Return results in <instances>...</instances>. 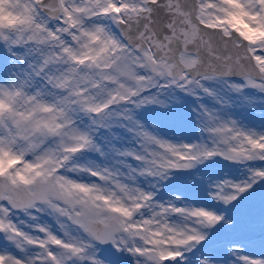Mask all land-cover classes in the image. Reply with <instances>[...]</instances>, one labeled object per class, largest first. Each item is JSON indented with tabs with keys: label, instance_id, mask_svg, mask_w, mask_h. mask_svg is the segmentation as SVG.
<instances>
[{
	"label": "snow or ice",
	"instance_id": "obj_1",
	"mask_svg": "<svg viewBox=\"0 0 264 264\" xmlns=\"http://www.w3.org/2000/svg\"><path fill=\"white\" fill-rule=\"evenodd\" d=\"M0 264H264V0H0Z\"/></svg>",
	"mask_w": 264,
	"mask_h": 264
}]
</instances>
